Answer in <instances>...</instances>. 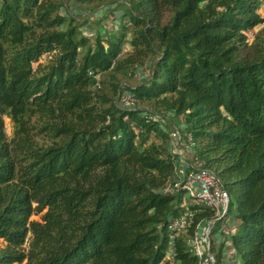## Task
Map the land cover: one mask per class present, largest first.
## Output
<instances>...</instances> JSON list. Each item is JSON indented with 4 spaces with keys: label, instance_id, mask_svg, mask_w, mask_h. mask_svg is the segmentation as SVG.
<instances>
[{
    "label": "trees",
    "instance_id": "obj_1",
    "mask_svg": "<svg viewBox=\"0 0 264 264\" xmlns=\"http://www.w3.org/2000/svg\"><path fill=\"white\" fill-rule=\"evenodd\" d=\"M111 1L0 0V264H197L188 239L213 212L186 202L144 103L180 120L228 192L235 226L211 239L216 262L228 242L234 264H264V0H126L90 35L68 9ZM143 64L127 86L138 108L116 106L119 75Z\"/></svg>",
    "mask_w": 264,
    "mask_h": 264
},
{
    "label": "built area",
    "instance_id": "obj_2",
    "mask_svg": "<svg viewBox=\"0 0 264 264\" xmlns=\"http://www.w3.org/2000/svg\"><path fill=\"white\" fill-rule=\"evenodd\" d=\"M127 86L128 84L125 82H120L113 103L120 108H138L136 100L127 89ZM143 118L145 121L169 124L168 133L170 138L176 141V144L181 146L182 150L184 149L187 152V163L182 175L181 188L186 191L188 197L193 199L194 202L213 212L211 218L196 224L188 243L197 258V264H218L210 251L211 231L213 225L219 222L223 232L230 233L231 220L228 217V192L211 168L205 166L198 158L191 156L192 142L189 134L186 135V141H183L176 124L171 122L166 115L147 110L143 113ZM195 212L196 210L188 209L180 216L169 220L167 229L171 239L187 230Z\"/></svg>",
    "mask_w": 264,
    "mask_h": 264
},
{
    "label": "rangeland",
    "instance_id": "obj_3",
    "mask_svg": "<svg viewBox=\"0 0 264 264\" xmlns=\"http://www.w3.org/2000/svg\"><path fill=\"white\" fill-rule=\"evenodd\" d=\"M125 2H126V0H113L109 3L98 5V6L94 7L93 9H92L93 4H90V3L89 4L69 3L68 9L75 16L76 20H78L79 22H82L84 19L88 18L89 21L86 22L85 24H83V26H81V30L84 34L90 35L91 33H93L96 30L103 31V29L114 28L120 19V16H121L122 10L124 8ZM107 6L110 9L104 10V7H107ZM112 7H114V8H112ZM99 14H102V15L99 16ZM261 14L264 16V10L261 12ZM263 25H264V23H263ZM259 28L260 27H256L253 30H251L250 32H248L249 41H251L253 39V37L259 32ZM43 61H44V59H43ZM147 67H148L147 64L135 66L133 68V70H131V71L128 70L129 72H131L130 75H128V74L126 76L119 75V82H125L126 84L131 85V86L134 85L135 83L139 82L142 78H144L147 75V73H148ZM102 77L104 80L107 79V77L105 75H103ZM139 106H144L147 109H150V111H152L151 109H153V107L151 105L146 104V103L139 104ZM171 119L177 126L180 124L179 119H177V118H171ZM4 124H5V131L10 136L11 131H12V122L10 121L9 118L5 117L4 118ZM164 126L167 130L170 127L169 124H165ZM183 141H185V140L183 139ZM169 150H170V152H172V154H175L176 156H180L179 157V165H178L179 171L177 172V175H176L177 183H179L182 180V175H183L185 168H186L187 162L183 158L186 151L184 149L182 150L181 146L177 145L176 141H174L173 139H170ZM177 152L178 153L180 152L179 155ZM186 154H187V152H186ZM237 200H238L237 194L235 192H233V194L231 195V198H230V203L235 204V202H237ZM191 201H193V199H191V198H188L186 200L187 203H189ZM232 212L233 211L231 209L230 213L228 214V217H229V219H231V221L232 220L235 221ZM30 219L39 220L40 214H32L30 216ZM220 225L221 224L219 222H216L213 225L212 233H211V239L213 240V243H215L217 241V239H219V238H222V239L224 238L225 234L223 232L222 226H220ZM224 249H226V244L224 245ZM224 252H225V250H223V253Z\"/></svg>",
    "mask_w": 264,
    "mask_h": 264
},
{
    "label": "crops",
    "instance_id": "obj_4",
    "mask_svg": "<svg viewBox=\"0 0 264 264\" xmlns=\"http://www.w3.org/2000/svg\"><path fill=\"white\" fill-rule=\"evenodd\" d=\"M179 153H178V155H179ZM179 157L180 156H178V159H179ZM183 158L185 159V161L187 160V154H186V152H185ZM234 226H235V221H233V220L230 221V232L233 230ZM224 234H225L224 237L226 238V236H227L228 233L227 232H224ZM223 240H224V238L223 239L222 238L217 239L218 242L216 241L215 242V245H218ZM226 249H224L225 250V252H224V259H223L224 264H234L236 262V258L234 257V255H233V253L231 251L230 245H228V242H226Z\"/></svg>",
    "mask_w": 264,
    "mask_h": 264
}]
</instances>
